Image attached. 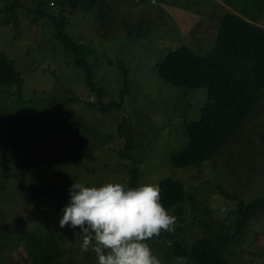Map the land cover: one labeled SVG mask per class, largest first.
I'll use <instances>...</instances> for the list:
<instances>
[{
    "label": "rangeland",
    "instance_id": "obj_1",
    "mask_svg": "<svg viewBox=\"0 0 264 264\" xmlns=\"http://www.w3.org/2000/svg\"><path fill=\"white\" fill-rule=\"evenodd\" d=\"M221 1L111 0L112 16L105 29L99 27L93 12L79 10L64 19L75 39L93 40L96 51L87 59L96 80L108 90L105 101L118 96L124 78L118 67L108 65L107 57L122 60L130 70L132 92L124 108L106 114L83 102L92 98L85 87V72L57 43L56 27L48 17L32 23L24 10L20 26L15 28L13 21L5 23L4 14H0V55L13 59L23 76L21 91L15 83L0 86V128L9 121L20 134L28 130L26 139L31 145L3 165L2 178L12 182L10 195L0 190V258L6 264H28L25 232L33 229L44 236L48 221L68 251L61 264H70V260L96 264L91 247L88 251L80 247L78 229L60 227V210L70 198L73 182L98 186L108 180L121 182L126 176L123 163L131 162L118 160L117 151L124 146H114L121 143L117 127L124 118L137 142L135 154L145 158L141 184L158 185L169 177L182 181L186 192L196 199L186 205L195 217H188V227L177 230L182 241L216 231L227 224L224 217L236 218L235 196L249 202L264 195V97L216 159L186 166H176L170 160L172 152L189 141L187 126L201 116L207 90L174 86L159 75L158 66L182 45L199 54L212 48L221 16L235 10L223 5L218 13ZM123 17L152 23L144 35L128 37L119 30ZM73 95L83 99L63 107L49 105L51 98ZM36 188L41 191L34 194ZM45 188L50 190L42 198ZM249 228L253 230L245 241L227 247L224 255L230 264H264V210L258 211L246 231ZM223 229L233 230L228 226ZM146 243L160 264H171L164 256V239L151 238ZM233 247L238 249L228 253Z\"/></svg>",
    "mask_w": 264,
    "mask_h": 264
},
{
    "label": "trees",
    "instance_id": "obj_2",
    "mask_svg": "<svg viewBox=\"0 0 264 264\" xmlns=\"http://www.w3.org/2000/svg\"><path fill=\"white\" fill-rule=\"evenodd\" d=\"M221 2L218 13L222 11L223 5L234 6L235 10L226 11L221 16L212 48L205 54H199L193 47L187 44L182 45L171 51L158 66L159 75L174 86L207 90L201 116L187 126L189 141L181 150L172 152L170 156L171 163L176 166L203 164L216 159L254 112L257 102L264 97V25L262 24L264 0ZM1 3L0 14H4V22L13 21L15 28H19V16L24 10L26 15L31 17L32 23L45 17L54 23L57 30V43L73 56L72 62L85 72V87L92 95L91 100L89 98L83 100L86 106L98 109L104 114L124 108L127 96L132 92L128 76L129 68L122 60L114 61L107 57L108 65L118 67L124 78L118 96L105 101L104 97L107 96L108 90L99 82L100 80H96L95 72L87 59L96 51L93 40L90 37L85 40L75 39L72 30L64 21L69 19V15H74L79 10L93 12L97 15L99 27L105 29L112 16L111 0H2ZM54 11L57 13H53ZM151 23V20H132L123 17L119 30H124L128 37H140L148 31ZM86 32L88 36H91L87 30ZM103 52L105 54V48ZM8 83L17 84L21 91L23 76L14 60L1 54L0 86ZM81 99L83 98L79 95H73L68 99L51 98L49 105L63 107ZM0 123L3 121L0 120ZM10 124L9 121L4 122L0 128V190L8 195H10L9 186L12 182L8 184L2 178L3 165L7 164L11 158H16L25 147H31L28 142L30 140L26 139L28 130L20 134V131L13 129ZM117 130L121 143L114 146L123 145L124 147L117 151L120 158L116 157L118 160L131 162L123 163L126 176L119 183L125 187L138 186L141 184V164L145 158L135 154L137 142L133 129L125 118L119 123ZM112 147L111 144L108 149ZM158 187L160 202L168 213L175 217V223L171 231L161 230L159 235L151 238L164 239V256L171 264H230L224 255L227 247L235 241L240 240L239 243L245 241L249 232L253 230L249 228L246 231L250 221L253 220L254 223L258 211L264 210V195L257 196L249 202L235 196L234 198L238 201L236 218L224 217L227 224L218 226L216 231L196 237L190 242L186 239L182 241L181 234L177 230H181L184 226L188 227V217H195L190 215L191 212H188L186 205H190L196 199L186 192L180 180L165 177L159 182ZM49 190L50 188H45L42 191V198ZM40 191L41 189L36 188L34 194ZM46 226L47 232L44 236L33 229L25 232L24 246L28 252V264H61L62 259L67 256L68 251L60 241L56 228L50 221ZM227 226L233 229L232 232L223 229ZM237 249L238 247H233L228 253ZM4 260L0 258V264H6ZM70 264L76 263L70 260Z\"/></svg>",
    "mask_w": 264,
    "mask_h": 264
},
{
    "label": "clouds",
    "instance_id": "obj_3",
    "mask_svg": "<svg viewBox=\"0 0 264 264\" xmlns=\"http://www.w3.org/2000/svg\"><path fill=\"white\" fill-rule=\"evenodd\" d=\"M69 197L59 225L78 229L80 247H91L96 264H160L146 241L161 230L171 231L175 217L161 204L158 185L73 182Z\"/></svg>",
    "mask_w": 264,
    "mask_h": 264
}]
</instances>
